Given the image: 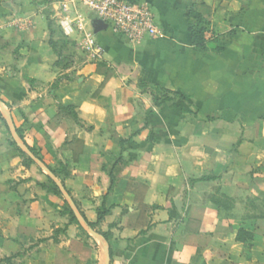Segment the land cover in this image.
I'll return each instance as SVG.
<instances>
[{"label": "crops", "instance_id": "crops-1", "mask_svg": "<svg viewBox=\"0 0 264 264\" xmlns=\"http://www.w3.org/2000/svg\"><path fill=\"white\" fill-rule=\"evenodd\" d=\"M136 1L158 37L130 43L89 20L100 53L63 67L40 1L0 0V226L16 153L36 147L72 171L85 225L109 211L102 252L64 253L76 264H264V215H249L264 211V0ZM200 3L207 40L233 33L219 54L191 45ZM154 87L171 101L156 107Z\"/></svg>", "mask_w": 264, "mask_h": 264}, {"label": "rangeland", "instance_id": "rangeland-1", "mask_svg": "<svg viewBox=\"0 0 264 264\" xmlns=\"http://www.w3.org/2000/svg\"><path fill=\"white\" fill-rule=\"evenodd\" d=\"M39 1L61 64L69 67L87 54L80 46V36L63 35L58 24L65 15L58 3L60 0L51 1L58 5L48 4L49 0ZM28 153L33 159L26 153H16V166L10 168L11 173L6 180L8 185L4 191L7 193L4 204L10 218L4 226H0V236L7 235L10 250L6 252L8 257L0 256V264H76L64 256L65 252H79L81 255V250L75 248V242L83 245L87 249L84 253L94 258L97 252H102L97 242L102 230L98 225L90 229L83 223L81 201L87 197L83 196L80 184H68V189L64 185V179L71 176L72 171L61 172L55 165L46 168L43 160L47 162L48 158L36 147H32ZM259 214L264 215V211L249 215ZM5 258H10L9 263L3 261ZM93 261L85 264H96Z\"/></svg>", "mask_w": 264, "mask_h": 264}, {"label": "built area", "instance_id": "built-area-1", "mask_svg": "<svg viewBox=\"0 0 264 264\" xmlns=\"http://www.w3.org/2000/svg\"><path fill=\"white\" fill-rule=\"evenodd\" d=\"M87 11V16L74 12L66 4L62 5L65 14L58 22L64 36L79 33L80 46L88 54H99L100 49L87 32L89 20L99 21L106 25V30L116 37L130 43L143 39L158 37V30L150 7L136 0H78Z\"/></svg>", "mask_w": 264, "mask_h": 264}, {"label": "trees", "instance_id": "trees-1", "mask_svg": "<svg viewBox=\"0 0 264 264\" xmlns=\"http://www.w3.org/2000/svg\"><path fill=\"white\" fill-rule=\"evenodd\" d=\"M210 17L211 11L205 6L203 3L198 5H193L191 9L188 11L186 15L187 21H191V25L189 28L191 45L202 51H211L214 54H219L225 50L228 46L230 39L233 36L232 32H227L225 34H218V32L213 33V38L211 40H207L205 35L209 32L210 28ZM209 44H212L209 47ZM153 92L155 93L153 102L156 107H159L165 103L171 101L169 97L170 92L164 89H160L158 87L153 88ZM175 96V93H171ZM109 211L98 210L97 211V220L95 223H88L85 220L87 227L90 229H94L96 225H98L103 217L107 215ZM242 232H239V238H241ZM105 239H108V234H102ZM241 236V237H240ZM5 263H9L10 258L3 259ZM2 261V262H3ZM1 262V261H0Z\"/></svg>", "mask_w": 264, "mask_h": 264}, {"label": "water", "instance_id": "water-1", "mask_svg": "<svg viewBox=\"0 0 264 264\" xmlns=\"http://www.w3.org/2000/svg\"><path fill=\"white\" fill-rule=\"evenodd\" d=\"M92 27H93V29H94V33L95 34H97V33H100V32H102V31H105L106 30V25L105 24H103V23H101V22H99V21H94L93 23H92ZM23 152L24 153H26L31 159H33V157L28 153V151L27 150H25V149H23ZM35 161V160H34ZM36 162V161H35ZM39 166H41V167H43V165L39 162H36ZM43 169H45L44 167H43ZM45 171H47L46 169H45ZM49 177H50V179L51 180H53L54 181V179L52 178V176H50L49 175ZM56 183V182H55ZM83 223H84V221H83Z\"/></svg>", "mask_w": 264, "mask_h": 264}]
</instances>
